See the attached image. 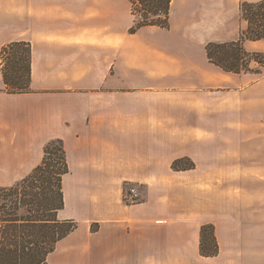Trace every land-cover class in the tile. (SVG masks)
I'll list each match as a JSON object with an SVG mask.
<instances>
[{
    "label": "crops",
    "instance_id": "obj_1",
    "mask_svg": "<svg viewBox=\"0 0 264 264\" xmlns=\"http://www.w3.org/2000/svg\"><path fill=\"white\" fill-rule=\"evenodd\" d=\"M259 1L172 0L168 28L130 33L129 0H0V52L32 47L30 92L6 91L0 55V187L28 176L60 138L69 172L58 218L78 223L60 242L86 227L48 264H246L252 198L238 202L236 189L252 166L236 136L263 131L264 68L225 72L206 45L237 41L240 5ZM243 45L264 53V39ZM184 157L196 167L175 171ZM128 184L144 190L140 202L125 201ZM205 224L212 257L200 253Z\"/></svg>",
    "mask_w": 264,
    "mask_h": 264
},
{
    "label": "trees",
    "instance_id": "obj_2",
    "mask_svg": "<svg viewBox=\"0 0 264 264\" xmlns=\"http://www.w3.org/2000/svg\"><path fill=\"white\" fill-rule=\"evenodd\" d=\"M135 24L130 31L144 26L169 27L172 0H129ZM246 28L237 41L209 43L206 46L210 62L225 72L253 71L251 63L264 67V53L248 52L246 40L264 39V0L240 5ZM2 72L8 93L30 92L32 47L24 41L3 46ZM254 72H258L257 69ZM40 165L11 187L0 188V264H48V256L57 244L75 231L74 220H60L58 212L64 208L63 177L69 172L63 140H50L44 149ZM195 167L190 158L173 162L175 170ZM97 230L96 227H92ZM200 253L210 257L219 253L212 224L201 228Z\"/></svg>",
    "mask_w": 264,
    "mask_h": 264
},
{
    "label": "rangeland",
    "instance_id": "obj_3",
    "mask_svg": "<svg viewBox=\"0 0 264 264\" xmlns=\"http://www.w3.org/2000/svg\"><path fill=\"white\" fill-rule=\"evenodd\" d=\"M238 18H239L240 22H245L241 17V13L238 15ZM135 20H136V18L134 16V24H135ZM134 24H133V26H134ZM129 32L132 33L130 30H129ZM133 33H135V32H133ZM210 43H216V42H210ZM251 64H252L251 68L254 70L257 69L258 72H254V70H253V71H247V72H242V73H258L259 74L261 72L260 68H264L261 66H257L255 63H251ZM236 74H238V73H236ZM239 74H241V73H239ZM256 100H259V97L258 98L254 97V101H256ZM261 128L262 127L259 126L258 127V133H256L259 136H236L237 151L239 153L241 152L242 154L245 155V157L242 155V157L244 158L243 160H244L245 164L248 165L251 163V166H252V171L250 173V175H251L250 181L251 182L247 183L246 189H245V187L243 188V185H239V184H238L237 189H236V197L238 199V202L244 197H246V198L251 197L252 198V204H250L248 206L251 208L254 227L252 229V235H250V232H248V235H247L248 238H249V236H251V238H252V240H251L252 242L250 241V239L247 238L248 245H249V243H252V245H251L252 250H248L245 253L246 257H245L244 262L246 264H261V262L264 261V251L263 252L260 251L261 242L259 240V237H260L259 229H256L257 227H255L256 222L259 220V216L261 213L260 210H261V208L264 209V206H262L260 204V200L262 198L264 199V127H263V131L261 130ZM261 132H262V134H261ZM249 159H250V162H248ZM191 161L194 162L192 159H191ZM194 164H195V162H194ZM195 167H196V164H195ZM172 168H173V165H172ZM175 171H182V170H175ZM246 175H248V172L246 173ZM21 180H19V181H21ZM19 181H17L16 183H18ZM16 183H14L13 185H15ZM13 185H11V186H13ZM11 186H9V187H11ZM209 188H212L211 183L206 184V189L209 190ZM132 190H134V193L132 192ZM125 192H126L125 193V201L129 204L140 202L141 199H143L144 190L138 189V187L133 185V184L126 185ZM238 207L240 208V205H238ZM249 207H247V208H249ZM85 231H86L85 224H82L81 227L79 228V230H77L71 238H69L68 240H64L62 242H59L58 243L59 245L57 244V246H56V248L58 247L57 253L52 258V261H55V258H57L58 256L63 255V253L65 252V250H64L65 246L68 243L74 242L75 245L81 244L84 240V237H85V233H86ZM86 241H88V238L86 239ZM67 261H68V263H70L71 258H68Z\"/></svg>",
    "mask_w": 264,
    "mask_h": 264
},
{
    "label": "built area",
    "instance_id": "obj_4",
    "mask_svg": "<svg viewBox=\"0 0 264 264\" xmlns=\"http://www.w3.org/2000/svg\"><path fill=\"white\" fill-rule=\"evenodd\" d=\"M132 192L134 193V190H132Z\"/></svg>",
    "mask_w": 264,
    "mask_h": 264
}]
</instances>
